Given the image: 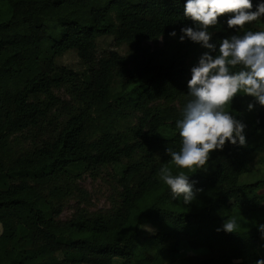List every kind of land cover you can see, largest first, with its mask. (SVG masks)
Segmentation results:
<instances>
[{"label": "trees", "instance_id": "trees-1", "mask_svg": "<svg viewBox=\"0 0 264 264\" xmlns=\"http://www.w3.org/2000/svg\"><path fill=\"white\" fill-rule=\"evenodd\" d=\"M185 2L0 0V225L10 221L0 264H143L156 252L164 264L264 260V167L244 180L264 151V107L253 98L238 93L226 106L245 125L246 145L226 141L204 169L182 170L201 190L191 204L159 179L162 166L181 171L165 149L179 147L190 69L216 54L179 40L195 27ZM227 18L209 29L217 47L237 34ZM107 37L124 53L101 50ZM70 51L79 70L57 62ZM86 176L111 180L108 209H91ZM233 216L238 233L217 231ZM194 237L205 252L186 256Z\"/></svg>", "mask_w": 264, "mask_h": 264}, {"label": "clouds", "instance_id": "clouds-1", "mask_svg": "<svg viewBox=\"0 0 264 264\" xmlns=\"http://www.w3.org/2000/svg\"><path fill=\"white\" fill-rule=\"evenodd\" d=\"M252 0H186L183 17L195 27L180 29L179 40L185 38L200 44L212 52L203 53L191 71L187 81L189 99L184 105L181 118L176 120L179 147H166L172 168L162 166L159 179L168 186L172 199L183 198L185 205L191 204L200 189L194 188L183 169L201 170L207 165L210 153L222 150L227 141L232 145L245 146V125L236 119L230 108L233 98L239 93L253 98L264 107V30H246V26L264 17V2L257 3L253 11ZM227 15V27L237 34L210 43V28L219 24L218 18ZM175 36L173 31L169 34ZM254 105L249 103L248 110ZM241 225L236 217H228L222 224L225 233H238ZM261 240H264V224L258 225ZM264 246V245H262ZM256 264H264L257 260Z\"/></svg>", "mask_w": 264, "mask_h": 264}, {"label": "rangeland", "instance_id": "rangeland-1", "mask_svg": "<svg viewBox=\"0 0 264 264\" xmlns=\"http://www.w3.org/2000/svg\"><path fill=\"white\" fill-rule=\"evenodd\" d=\"M262 24V25H261ZM260 25V26H257ZM249 26L255 27L257 29H263L264 28V17L261 18V20L256 21V24L253 22L249 24ZM99 46L101 50H117L120 51L121 54L124 53L125 48H117L114 45H112V39L107 38H101L99 40ZM57 62L61 65H65L69 68H72L74 70H79V59L75 52L70 51L62 55L60 58L57 59ZM264 167V151L259 152L254 155L252 158V161L250 163V173L246 176H244V180L246 181L253 180L255 176H258L259 173H261V169ZM104 179H94L92 177L86 176L81 181L82 187L88 192L89 198H90V204L92 210H106L109 208L108 204V194L111 192V180L103 177ZM264 192V189L261 191ZM74 203H71L68 208H66L63 211V218H66L70 216L72 213V208L70 206H73ZM235 206V202H230L229 207ZM10 224V221H3L0 225V232L1 229L6 230ZM207 245V242L201 238L194 237L191 242V250L183 251L186 256L188 255H200L205 252V246ZM166 261V256L161 253H153L150 255L146 262L143 264H164Z\"/></svg>", "mask_w": 264, "mask_h": 264}]
</instances>
